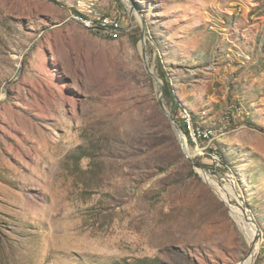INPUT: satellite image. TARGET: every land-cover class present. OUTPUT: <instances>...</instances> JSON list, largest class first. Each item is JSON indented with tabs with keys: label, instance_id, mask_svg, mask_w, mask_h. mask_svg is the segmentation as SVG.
Here are the masks:
<instances>
[{
	"label": "rangeland",
	"instance_id": "rangeland-1",
	"mask_svg": "<svg viewBox=\"0 0 264 264\" xmlns=\"http://www.w3.org/2000/svg\"><path fill=\"white\" fill-rule=\"evenodd\" d=\"M142 34L180 127L217 129L181 128L209 171ZM240 262L264 264V0H0V264Z\"/></svg>",
	"mask_w": 264,
	"mask_h": 264
},
{
	"label": "built area",
	"instance_id": "built-area-1",
	"mask_svg": "<svg viewBox=\"0 0 264 264\" xmlns=\"http://www.w3.org/2000/svg\"><path fill=\"white\" fill-rule=\"evenodd\" d=\"M75 20L82 22L88 27L101 28L110 30L111 33L118 31L119 19L116 16H98L94 19H87L80 14L73 16ZM181 113V121L186 129V135L196 143L201 141H211L217 134V129L210 125H203L192 118V115L187 109H183ZM212 153V154H211ZM214 160H218V154L216 151L210 152Z\"/></svg>",
	"mask_w": 264,
	"mask_h": 264
},
{
	"label": "water",
	"instance_id": "water-1",
	"mask_svg": "<svg viewBox=\"0 0 264 264\" xmlns=\"http://www.w3.org/2000/svg\"><path fill=\"white\" fill-rule=\"evenodd\" d=\"M143 32H144V29H143ZM141 56H142V60H143V63H144V67H145L147 73L155 79V81L157 82V84L160 87V91H159L158 97H157L158 105H159L161 111L163 112V114L165 115V117L170 122L172 128L174 129V131L176 133V136H177V139L179 141L180 147L182 148L184 154L186 155V157L188 158V160L192 163V165L194 166V168H196L198 170L209 171V168L208 167L201 166L198 163L194 162L192 160L191 154L188 153L187 150L184 147L186 145V143H185L184 138H183V131L181 130V127L178 124V122L174 119V117L170 114V112L166 109V106L164 105L163 96H164V92H165V84L150 69V66H149V63H148V59H147V56H146L145 39H144L143 34H142V37H141ZM210 171L212 172V170H210ZM252 221L255 222V220H253V219H252ZM255 241H256V236L253 237V241L250 243L249 251H248V256L252 253V251H253V249L255 247V243H256ZM243 262H240L239 264H242Z\"/></svg>",
	"mask_w": 264,
	"mask_h": 264
},
{
	"label": "bare ground",
	"instance_id": "bare-ground-1",
	"mask_svg": "<svg viewBox=\"0 0 264 264\" xmlns=\"http://www.w3.org/2000/svg\"><path fill=\"white\" fill-rule=\"evenodd\" d=\"M185 132V131H184ZM186 134V133H185ZM185 149L187 150V152L188 153H190V151H189V146L186 144L185 146ZM202 171V170H201ZM203 175H204V173L203 172H201ZM210 175V174H209ZM205 176H207V175H205ZM211 176H213V175H211ZM206 178V177H205ZM227 178V177H226ZM225 178V179H226ZM208 179V178H207ZM206 179V180H207ZM213 179V178H212ZM212 181V180H211ZM216 183H217V181H216ZM212 184V183H211ZM219 184V183H218ZM217 184V185H218ZM217 185H211V186H213V187H218ZM228 191L229 190H225V189H223V188H221V189H216V192L218 193V195L219 196H221L223 199H226L225 198V195L227 196V194H228ZM229 201L231 202V214H233V216H234V218L235 219H237V221H238V224H239V226H241L240 227V229L245 233V235H246V233H247V235L250 237V239H252V236H251V234L249 233L250 232V229L247 227L248 226V224H250V222H251V216L250 215H247V212L245 211V210H242L241 208H239V205L234 201L233 202V199L232 200H230L229 199ZM228 202V201H227ZM232 205H234V207L236 208H233L232 207ZM242 218H244V220L243 221H241V219ZM245 227H247V228H245ZM249 243H251V242H249Z\"/></svg>",
	"mask_w": 264,
	"mask_h": 264
},
{
	"label": "trees",
	"instance_id": "trees-1",
	"mask_svg": "<svg viewBox=\"0 0 264 264\" xmlns=\"http://www.w3.org/2000/svg\"><path fill=\"white\" fill-rule=\"evenodd\" d=\"M162 75L164 76V73L163 72H162ZM164 96L166 98L170 99L174 104H177V101L175 100V98H173L174 96L172 95L171 87L169 86V84H168V82L166 80H165V92H164ZM181 128L186 132L185 127H183L181 125Z\"/></svg>",
	"mask_w": 264,
	"mask_h": 264
}]
</instances>
